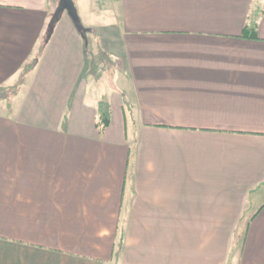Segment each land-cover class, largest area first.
I'll use <instances>...</instances> for the list:
<instances>
[{
    "label": "crops",
    "instance_id": "1",
    "mask_svg": "<svg viewBox=\"0 0 264 264\" xmlns=\"http://www.w3.org/2000/svg\"><path fill=\"white\" fill-rule=\"evenodd\" d=\"M73 2L0 0V264H264V0Z\"/></svg>",
    "mask_w": 264,
    "mask_h": 264
},
{
    "label": "trees",
    "instance_id": "2",
    "mask_svg": "<svg viewBox=\"0 0 264 264\" xmlns=\"http://www.w3.org/2000/svg\"><path fill=\"white\" fill-rule=\"evenodd\" d=\"M72 2H73V0H72ZM59 17L60 16H57L56 20H59ZM258 19H259V14H257V13L249 18V25L246 27V31L247 32L249 30H256V28L258 26ZM102 54H103V57L105 58L106 62H108V60L110 59L109 55L107 53H105V52H102ZM32 68H33V65L27 67L23 71V79L26 76V74H28L31 71ZM23 79H22V81H23ZM19 88H20V86L14 87V88H12L13 90L10 89L7 94L5 93V89L1 88L0 89V101H2L3 99H6L7 97H9V95L11 93L10 91H15L16 92V90H18ZM110 123H111L110 105H109L108 102L102 100L99 103L98 123H97V125L99 126V128H101V130H104L110 125Z\"/></svg>",
    "mask_w": 264,
    "mask_h": 264
},
{
    "label": "rangeland",
    "instance_id": "3",
    "mask_svg": "<svg viewBox=\"0 0 264 264\" xmlns=\"http://www.w3.org/2000/svg\"><path fill=\"white\" fill-rule=\"evenodd\" d=\"M105 65L107 66V70L106 71L97 70L98 77H97V80H96V84L102 91V95H103L104 101L107 102V100L109 98L108 95L111 94V90L114 87L113 86L114 85V74H113L114 71L110 70V69H112L110 59L108 60V62L105 63ZM2 109H4V108L0 107V110H2ZM243 233L244 232H242V231L241 232H237V234L235 236V241H234L235 245H239L240 244V242L242 241Z\"/></svg>",
    "mask_w": 264,
    "mask_h": 264
},
{
    "label": "water",
    "instance_id": "4",
    "mask_svg": "<svg viewBox=\"0 0 264 264\" xmlns=\"http://www.w3.org/2000/svg\"><path fill=\"white\" fill-rule=\"evenodd\" d=\"M60 1V6L56 11V17L60 16L61 13L68 11L69 14L75 19L77 20V12H76V8L74 6V3L72 2V0H59Z\"/></svg>",
    "mask_w": 264,
    "mask_h": 264
}]
</instances>
